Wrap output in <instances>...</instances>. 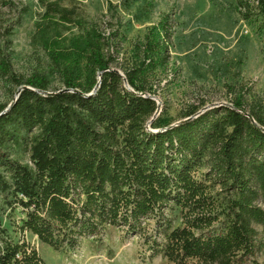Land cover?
I'll return each mask as SVG.
<instances>
[{
    "label": "trees",
    "instance_id": "trees-1",
    "mask_svg": "<svg viewBox=\"0 0 264 264\" xmlns=\"http://www.w3.org/2000/svg\"><path fill=\"white\" fill-rule=\"evenodd\" d=\"M40 1L46 23L38 32L63 67L66 90L47 95L46 77L29 80L24 87L32 90L0 118V194L22 209L19 225L0 217V264H44L27 233L57 252H72L107 227L139 237L150 261L257 264L264 120L250 114L257 125L251 122L239 98L234 108L207 111L172 129L158 119L149 131L158 104L145 97L156 96L146 83L169 63L167 23L151 29L142 59L125 74L130 91L110 71L113 59L95 32L81 37L75 52L48 39L49 29L71 23L74 11ZM258 1L264 16V0ZM241 6L245 18L252 15L249 2ZM8 65L0 63V74L13 77ZM11 150L28 152L31 165L12 158Z\"/></svg>",
    "mask_w": 264,
    "mask_h": 264
},
{
    "label": "rangeland",
    "instance_id": "rangeland-1",
    "mask_svg": "<svg viewBox=\"0 0 264 264\" xmlns=\"http://www.w3.org/2000/svg\"><path fill=\"white\" fill-rule=\"evenodd\" d=\"M53 1L74 11V17L57 32L49 29L48 39H55L64 51L75 52L80 38L95 32L103 38L105 55L113 59L110 71L124 80L142 59L151 29L167 23L171 32L169 63L150 72L146 83L156 91L154 98L161 104L153 123L166 119L175 125L189 118L194 109L199 113L206 108H234L239 98L246 113L264 120V16L258 0ZM246 2L252 8L248 18L241 6ZM45 12L40 0H0V63L6 61L13 74H0V106L6 110L29 80L46 77L50 94L66 90L63 67L53 62L38 32V25L46 23ZM78 70L85 72L84 62ZM82 80L86 81L85 74ZM11 155L31 165L28 152L11 150ZM21 210L18 204L8 206L0 194V217L6 224L19 225ZM258 231L263 249L255 260L264 264V230L258 227ZM25 238L44 264H168L162 257L150 261L139 237L112 227L82 239L72 252H57L29 233Z\"/></svg>",
    "mask_w": 264,
    "mask_h": 264
},
{
    "label": "water",
    "instance_id": "water-1",
    "mask_svg": "<svg viewBox=\"0 0 264 264\" xmlns=\"http://www.w3.org/2000/svg\"><path fill=\"white\" fill-rule=\"evenodd\" d=\"M101 77H102V73L100 74V76H99V79H98V84H97V86L95 87V89L93 90V92H92V94H94V93H96L97 91H98V89H99V87H100V82H101ZM125 83H126V80H125ZM126 87H127V83H126ZM24 90H32L31 88H29V87H23L22 89H21V91L18 93V96L17 97H19L20 96V94L24 91ZM39 93H43L42 91H38ZM60 93V92H59ZM45 94H47V95H49L50 93H45ZM145 97H147V98H151V99H153V100H155L156 102H157V104H158V109H157V111H156V114L154 115V117L151 119V121L148 123V125H147V127H148V130L149 131H152V129H150V127H151V125H152V123H153V121H154V119L155 118H157L158 117V115L160 114V103L154 98V97H151L150 95H145ZM11 108V107H10ZM10 108H8L6 111H4L3 113H1L0 114V118L3 116V115H5L9 110H10ZM208 109L209 108H206V109H204V110H202L201 112H199V113H197L196 115H194V116H192V117H189V118H187V119H185L184 121H182V122H179V123H177V124H175V125H171L169 128L170 129H172V128H174V127H178V126H180V125H182V124H185V123H187V122H190V121H192V120H194V119H196V118H198L199 116H201L202 114H204L205 112H207L208 111ZM245 116H247L250 120H251V122H253L254 124H256L257 125V123L255 122V120L248 114V113H246V112H242ZM260 129H262V130H264V128L263 127H260V126H258ZM166 130V129H165ZM165 130H162V131H165ZM155 133H157V132H159L158 130L157 131H154Z\"/></svg>",
    "mask_w": 264,
    "mask_h": 264
}]
</instances>
